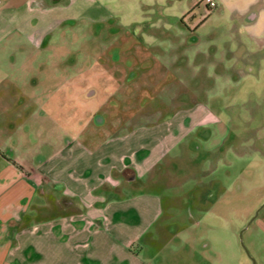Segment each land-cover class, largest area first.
<instances>
[{
  "label": "rangeland",
  "instance_id": "374dc122",
  "mask_svg": "<svg viewBox=\"0 0 264 264\" xmlns=\"http://www.w3.org/2000/svg\"><path fill=\"white\" fill-rule=\"evenodd\" d=\"M74 1L67 8L63 0L59 13L50 14L51 20L66 15L70 22L54 28L39 49L28 44L32 55L7 58L1 52V135L11 131V108L24 110L26 103L18 102L33 90L34 75L41 79L45 69L53 76L49 67L66 62L75 50L88 65L102 49H121L124 61L137 64L143 76L123 87L120 104L101 92L74 117L46 111L45 128L81 138L97 133L95 142L104 144L111 130L137 112L142 98L154 104L140 110L144 119L131 128L153 125L197 101L216 121L207 115L209 123L175 156L164 158L163 167L174 164L162 182L145 189L162 199L155 223L165 232L155 244L163 246L161 264H264V0H215L212 9L204 0ZM140 37L148 43L141 49ZM102 108L109 112L103 126L86 121L90 109ZM24 141L19 133L13 144L19 148Z\"/></svg>",
  "mask_w": 264,
  "mask_h": 264
},
{
  "label": "crops",
  "instance_id": "0c3cea01",
  "mask_svg": "<svg viewBox=\"0 0 264 264\" xmlns=\"http://www.w3.org/2000/svg\"><path fill=\"white\" fill-rule=\"evenodd\" d=\"M62 1L0 0V55H32L28 44L39 49L54 28L70 22L66 15L50 19ZM67 1V8L76 4ZM84 11L92 13L90 7ZM139 39L140 49L147 46V39ZM73 52L66 62L49 67L53 76L43 69L41 79L32 77L33 90L18 102L26 103L24 110L12 107L11 131L0 132V264H161L163 246L155 244L165 232L155 223L162 199L145 189L162 182L172 168L171 160L163 167L164 158L175 156L188 137L216 118L195 101L153 125L131 128L144 119L140 110L154 104L142 98L137 112L111 130L108 143H96L97 133L81 138L50 132L46 111L55 108L67 119L74 117L101 92L107 99L118 97L120 104L123 87L143 76L137 64L124 61L121 49L108 47L99 55L87 50L93 55L88 65ZM108 114L106 108L90 109L85 119L100 127ZM34 120L43 122L29 128ZM19 133L25 141L18 148L13 142Z\"/></svg>",
  "mask_w": 264,
  "mask_h": 264
},
{
  "label": "built area",
  "instance_id": "2783aa9c",
  "mask_svg": "<svg viewBox=\"0 0 264 264\" xmlns=\"http://www.w3.org/2000/svg\"><path fill=\"white\" fill-rule=\"evenodd\" d=\"M204 2L209 9H212L216 6L215 0H204Z\"/></svg>",
  "mask_w": 264,
  "mask_h": 264
},
{
  "label": "water",
  "instance_id": "95a60500",
  "mask_svg": "<svg viewBox=\"0 0 264 264\" xmlns=\"http://www.w3.org/2000/svg\"><path fill=\"white\" fill-rule=\"evenodd\" d=\"M134 179V176H132L131 178H130V180H133ZM240 239H242V232L240 233ZM242 241V240H241ZM253 264H255V262H253Z\"/></svg>",
  "mask_w": 264,
  "mask_h": 264
}]
</instances>
